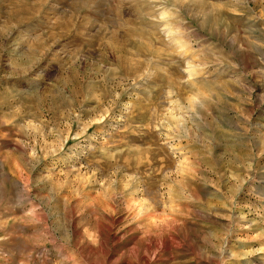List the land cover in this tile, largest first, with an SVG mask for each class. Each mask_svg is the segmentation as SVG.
I'll return each mask as SVG.
<instances>
[{"label":"rangeland","instance_id":"obj_1","mask_svg":"<svg viewBox=\"0 0 264 264\" xmlns=\"http://www.w3.org/2000/svg\"><path fill=\"white\" fill-rule=\"evenodd\" d=\"M0 264H264V0H0Z\"/></svg>","mask_w":264,"mask_h":264}]
</instances>
